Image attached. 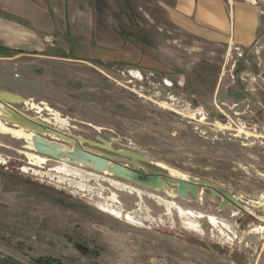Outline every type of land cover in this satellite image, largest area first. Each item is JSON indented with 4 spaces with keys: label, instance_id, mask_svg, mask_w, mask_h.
Here are the masks:
<instances>
[{
    "label": "rangeland",
    "instance_id": "1",
    "mask_svg": "<svg viewBox=\"0 0 264 264\" xmlns=\"http://www.w3.org/2000/svg\"><path fill=\"white\" fill-rule=\"evenodd\" d=\"M84 1L73 25L0 9L24 36L0 32V91L24 99L0 103L52 132L0 130V264H264V144L212 124L264 65V0H247L256 51L174 27L157 0Z\"/></svg>",
    "mask_w": 264,
    "mask_h": 264
},
{
    "label": "crops",
    "instance_id": "2",
    "mask_svg": "<svg viewBox=\"0 0 264 264\" xmlns=\"http://www.w3.org/2000/svg\"><path fill=\"white\" fill-rule=\"evenodd\" d=\"M80 2V1H79ZM84 9L87 8L81 0ZM164 9L167 21L178 29L207 42L251 47L256 42L259 26V9L247 0H157ZM0 0V9L10 11L38 23L43 12L54 10L59 18H66L71 25L79 18L80 6L77 0ZM90 10V9H89ZM65 11L66 14H62ZM76 11V12H74ZM88 11V10H87ZM64 13V12H63ZM83 14V23L90 25ZM0 32L6 43L23 40V34L0 25Z\"/></svg>",
    "mask_w": 264,
    "mask_h": 264
},
{
    "label": "built area",
    "instance_id": "3",
    "mask_svg": "<svg viewBox=\"0 0 264 264\" xmlns=\"http://www.w3.org/2000/svg\"><path fill=\"white\" fill-rule=\"evenodd\" d=\"M244 49L256 51L257 42ZM244 49L236 47L237 55L242 57ZM239 82L242 98L230 104L221 102L226 110L215 104L221 116L212 124L218 131L228 132L233 137L253 138L254 142L264 144V65L256 72H242Z\"/></svg>",
    "mask_w": 264,
    "mask_h": 264
},
{
    "label": "bare ground",
    "instance_id": "4",
    "mask_svg": "<svg viewBox=\"0 0 264 264\" xmlns=\"http://www.w3.org/2000/svg\"><path fill=\"white\" fill-rule=\"evenodd\" d=\"M0 101H2L3 103H7V102L8 103H21V102H24V99L19 97V96H17V95H14V94H11V93H8V92L0 91ZM0 120H7L9 122L14 123L16 126H19L20 127L19 130L11 129V128L6 127L0 121V130H2L4 132L13 133L16 136H24L25 138H28V137L31 136V134H26V131H33V130L40 131V132H43V133L52 134L51 131H49V130H47L45 128L39 127L37 125H34V124L28 122L27 120H25L24 118L20 117L18 114H15L12 110H10V109L6 108L5 106H3L2 103H0ZM36 141H37V144H38L39 148L41 150H43V151H46V152H51L52 153V152L56 151V149L59 148V147H56L57 145H55V144L45 143L44 141H41V140H38V139ZM54 148H56V149H54ZM105 166H107V167L101 166L103 168V170L101 172H103L104 174L109 173V171H114V170L110 169V168H112V164H108V165H105ZM97 168H100V167L98 166ZM102 168H100V169H102ZM71 173L75 174V171H73ZM84 177H85V180L89 179L90 177H93L94 179H98L97 176H92V175L84 176ZM111 183L116 189H123V190L124 189H129L130 191H134V192H136L138 194H143V192H141L140 190H138L136 188H133L131 186L122 185V184H120V183H118L116 181H112ZM139 183H143V185H145L146 187H152L155 190H162V188H163L162 184L159 181H155V180H150V181H147V182H140L139 181ZM179 189L176 190L175 192L176 193L182 192ZM187 189H188V191L192 192L193 194L196 192L195 188L193 186H187ZM158 200L165 207H167V209L172 207V203L167 202V201H165L163 199H160V198ZM104 208L108 209L109 207L105 206ZM111 211L114 212L113 209H111ZM116 213L119 214L120 211H117ZM134 216L135 215H130L129 214L128 218L133 219Z\"/></svg>",
    "mask_w": 264,
    "mask_h": 264
},
{
    "label": "trees",
    "instance_id": "5",
    "mask_svg": "<svg viewBox=\"0 0 264 264\" xmlns=\"http://www.w3.org/2000/svg\"><path fill=\"white\" fill-rule=\"evenodd\" d=\"M2 51H9L10 49L3 47V49H1ZM11 51V50H10ZM37 264H55V262L52 259H38L36 260ZM56 264H59L58 262H56Z\"/></svg>",
    "mask_w": 264,
    "mask_h": 264
},
{
    "label": "water",
    "instance_id": "6",
    "mask_svg": "<svg viewBox=\"0 0 264 264\" xmlns=\"http://www.w3.org/2000/svg\"><path fill=\"white\" fill-rule=\"evenodd\" d=\"M138 72L137 71H135V72H133L132 74L133 75H135V76H137L136 74H137ZM140 75V74H139ZM181 187H185V185L183 184V183H181ZM194 188H195V191H196V187L195 186H193Z\"/></svg>",
    "mask_w": 264,
    "mask_h": 264
}]
</instances>
